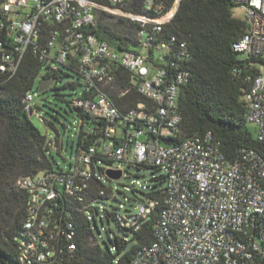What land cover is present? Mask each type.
I'll return each mask as SVG.
<instances>
[{
	"label": "built area",
	"instance_id": "obj_1",
	"mask_svg": "<svg viewBox=\"0 0 264 264\" xmlns=\"http://www.w3.org/2000/svg\"><path fill=\"white\" fill-rule=\"evenodd\" d=\"M232 2L242 13L244 32L231 49L256 69L239 102L245 125H252L255 140L264 145V0ZM178 4L0 0V73L14 76L30 53L40 65L38 78L61 65L76 71L83 87L70 101L79 110L74 162L67 170L50 168L15 182L25 193V215L15 238L20 264H65L83 224L87 241L98 246L89 221L117 193L124 196L116 208L123 213L108 212L107 220L124 233L138 231L159 203L143 195L152 185L131 180L122 192L104 186L133 176L128 173L133 168H153V181L163 177L164 185L152 241L128 264H264V156L239 148L227 161L210 132L181 134L177 101L190 78L191 54L184 41L162 34ZM103 13L137 25L126 48L117 50L90 32ZM33 100L32 90L21 99L27 115L33 113ZM46 144L48 150L58 147L50 140ZM107 171L120 176L110 179Z\"/></svg>",
	"mask_w": 264,
	"mask_h": 264
},
{
	"label": "trees",
	"instance_id": "obj_2",
	"mask_svg": "<svg viewBox=\"0 0 264 264\" xmlns=\"http://www.w3.org/2000/svg\"><path fill=\"white\" fill-rule=\"evenodd\" d=\"M235 7L232 0H179L170 24L165 25L162 32L164 37L175 36L184 41L191 54L186 64L190 78L181 88L177 101L181 134L188 137L210 132L227 161L233 160L239 148L253 149L264 156V145L255 140L253 132L245 125L239 102L241 89L249 87L248 78L256 69L249 67L247 60L239 59V54L231 49L233 41L244 32L242 20L232 15ZM100 20L102 22L90 32L117 50L126 48L137 25L104 13ZM233 69H238V74H233ZM39 73L40 65L30 53L24 55L14 76L7 78L0 73V264H20L15 238L20 234L25 215V193L16 187V180L51 168L46 159V138L29 121L21 102L36 79L54 78L56 81L60 69L38 78ZM162 183L163 177L157 178L153 190L143 194L159 203L140 229L132 233V245L127 248V243L115 241L114 254L103 252L99 246L87 244L83 224L77 248L64 263L112 264L118 259V264H128L139 247L152 241L161 208L162 187L158 185ZM91 190L94 193L95 187Z\"/></svg>",
	"mask_w": 264,
	"mask_h": 264
},
{
	"label": "rangeland",
	"instance_id": "obj_3",
	"mask_svg": "<svg viewBox=\"0 0 264 264\" xmlns=\"http://www.w3.org/2000/svg\"><path fill=\"white\" fill-rule=\"evenodd\" d=\"M232 15L235 18L242 19V13L239 8L232 9ZM239 59H244V56L237 55ZM60 69L59 77L43 93L38 92L39 79H36L32 86V92L34 93V100L31 103V109L33 113L27 115L29 121L37 128L41 135L46 140H50L53 145L57 142V149L53 146L46 152V159L48 160L51 169L53 171L67 170L70 163L74 162L76 153L77 140L76 137H72L74 134L73 126L77 120V114L72 111V108L68 104L72 99L79 97L82 93V79L72 69L66 68L61 65H57ZM42 72V71H41ZM247 128L253 132L252 125L248 124ZM153 168H143L140 171L137 169H129L128 173L133 175L127 179H121L117 183L105 182L104 186H117L119 191H123V185L128 184L131 180L139 181L142 185H153ZM159 175V174H158ZM164 183L159 184L162 187ZM2 195V189L0 186V200ZM125 196H130L125 192ZM138 197L142 199L141 195ZM124 196L121 193L116 194V200H108L102 202L104 211L100 212L94 217L91 216L89 226L92 231L93 237L97 240L99 248L103 252L110 251L114 254L112 248L114 242L118 239H126L127 248L133 244L132 232L124 233L114 221L108 219V212L123 213L122 210H117L119 203H124ZM101 215V218L99 217ZM87 244L91 246V242L88 240ZM119 256V255H118ZM116 256V258H118Z\"/></svg>",
	"mask_w": 264,
	"mask_h": 264
},
{
	"label": "water",
	"instance_id": "obj_4",
	"mask_svg": "<svg viewBox=\"0 0 264 264\" xmlns=\"http://www.w3.org/2000/svg\"><path fill=\"white\" fill-rule=\"evenodd\" d=\"M54 81H55L54 78L41 79L39 81V85H38V89H37L38 92L39 93H43L44 91H46L54 83ZM72 111L75 114H78L79 113V110H77V109H72ZM163 142H164V144L169 145L170 140L169 139H166ZM106 174H107V176L110 179H117L120 176V172L119 171H116V172L107 171Z\"/></svg>",
	"mask_w": 264,
	"mask_h": 264
}]
</instances>
